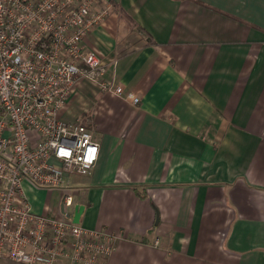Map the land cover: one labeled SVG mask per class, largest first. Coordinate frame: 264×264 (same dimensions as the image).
<instances>
[{
	"label": "crops",
	"instance_id": "1",
	"mask_svg": "<svg viewBox=\"0 0 264 264\" xmlns=\"http://www.w3.org/2000/svg\"><path fill=\"white\" fill-rule=\"evenodd\" d=\"M111 1L133 26L110 10L84 46L139 102L75 89L60 117L87 118L98 160L60 188L24 181L32 212L82 207L118 237L104 264H264V0Z\"/></svg>",
	"mask_w": 264,
	"mask_h": 264
},
{
	"label": "built area",
	"instance_id": "2",
	"mask_svg": "<svg viewBox=\"0 0 264 264\" xmlns=\"http://www.w3.org/2000/svg\"><path fill=\"white\" fill-rule=\"evenodd\" d=\"M109 0H0V258L22 264H104L118 237L32 212L22 183L60 188L88 175L99 156L93 130L60 113L88 81L136 105L104 80L107 64L84 40ZM72 205L64 195L65 212Z\"/></svg>",
	"mask_w": 264,
	"mask_h": 264
},
{
	"label": "trees",
	"instance_id": "3",
	"mask_svg": "<svg viewBox=\"0 0 264 264\" xmlns=\"http://www.w3.org/2000/svg\"><path fill=\"white\" fill-rule=\"evenodd\" d=\"M109 3L111 4V12L114 10L117 11L119 18L121 19V22L126 23L128 26L129 25L133 26V24H132L133 22H132L131 18L129 17V15L127 13L124 12L123 9H117V7L112 3L111 0L109 1ZM137 29H139V28H137ZM84 119L86 120L87 118H84ZM133 190L137 192V195L139 197L143 196V193L139 192L136 188H133ZM0 261L1 262L3 261V263H5V264H22V263H17V262H14V261H12L10 259H6V258H0Z\"/></svg>",
	"mask_w": 264,
	"mask_h": 264
},
{
	"label": "water",
	"instance_id": "4",
	"mask_svg": "<svg viewBox=\"0 0 264 264\" xmlns=\"http://www.w3.org/2000/svg\"><path fill=\"white\" fill-rule=\"evenodd\" d=\"M82 211H83V208H82V207H79V208L77 207V208L75 209V213H74V215H73V219H72L73 223H75V224L79 223V218H80V215H81ZM61 213H62L63 215H65L63 209H61ZM65 216H66L67 218L70 217L68 214H66Z\"/></svg>",
	"mask_w": 264,
	"mask_h": 264
}]
</instances>
